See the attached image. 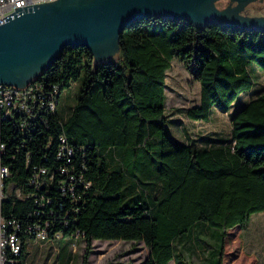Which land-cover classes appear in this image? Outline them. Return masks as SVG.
I'll list each match as a JSON object with an SVG mask.
<instances>
[{
	"label": "trees",
	"instance_id": "16d2710c",
	"mask_svg": "<svg viewBox=\"0 0 264 264\" xmlns=\"http://www.w3.org/2000/svg\"><path fill=\"white\" fill-rule=\"evenodd\" d=\"M175 59L201 84L200 104L187 116L210 121L213 108L234 109L231 138L182 142L168 133L166 87ZM256 68L264 71V32L173 17L131 24L117 58L97 62L85 47H66L37 77L55 92L57 108L0 117L2 162L11 172L1 213L17 221L21 240L8 264H27L34 231L46 223L54 242H143V264H192L183 241L200 222L223 230L211 259L222 264L234 233L264 212V93L241 102L255 87ZM74 84L76 103L65 118L61 94ZM40 169L46 173L34 184Z\"/></svg>",
	"mask_w": 264,
	"mask_h": 264
},
{
	"label": "water",
	"instance_id": "95a60500",
	"mask_svg": "<svg viewBox=\"0 0 264 264\" xmlns=\"http://www.w3.org/2000/svg\"><path fill=\"white\" fill-rule=\"evenodd\" d=\"M56 0L35 5L0 25V83L24 88L68 46L89 49L97 62L120 50V36L136 21L176 18L241 32H264V16L241 14L254 0Z\"/></svg>",
	"mask_w": 264,
	"mask_h": 264
},
{
	"label": "rangeland",
	"instance_id": "374dc122",
	"mask_svg": "<svg viewBox=\"0 0 264 264\" xmlns=\"http://www.w3.org/2000/svg\"><path fill=\"white\" fill-rule=\"evenodd\" d=\"M227 0H220L222 8ZM247 16H264V0L250 4L245 12ZM119 50L110 59L117 58ZM256 84L252 91L242 96L241 102L264 93V71L256 68ZM79 85L74 84L69 91L61 94L58 112L67 118L76 100ZM166 114L167 130L182 142L198 140L200 136L210 138H231V112L213 108L210 121H194L187 116L186 110L200 104L201 84L186 68L184 63L175 59L167 77ZM186 235L184 252L192 264H212L211 259L218 255L222 244L223 230L200 222ZM29 264H143L149 256V250L143 242L124 240H95L88 248L85 241L70 237L57 242H36L31 246ZM264 264V212L254 213L248 227L237 231L227 244L222 264ZM170 264H176L172 261Z\"/></svg>",
	"mask_w": 264,
	"mask_h": 264
},
{
	"label": "built area",
	"instance_id": "2783aa9c",
	"mask_svg": "<svg viewBox=\"0 0 264 264\" xmlns=\"http://www.w3.org/2000/svg\"><path fill=\"white\" fill-rule=\"evenodd\" d=\"M53 1L56 0H0V25L6 23L11 17L24 12L26 9ZM46 104L50 110H55L58 106L57 97L55 96V92L46 90L40 81L36 80L24 88L0 83V117L5 118L13 112H22L34 117L35 113L33 110L40 106L46 108ZM5 149V144L0 142V264H8L10 262L8 259L9 253L14 255L21 253V240L18 234L19 227L17 221L5 218L1 213L2 204L6 198L5 180L11 173L10 168L2 162ZM65 152L72 157L73 150L71 148L66 147ZM39 171V173L34 175L32 181L34 184H36V179L40 178L41 174L46 173L45 169H40ZM63 171L66 172L65 169ZM69 179L70 181H74L72 175H70ZM17 195L20 196L21 194L18 192ZM48 228V223H46L45 227H36L34 231L37 232L36 237L29 244L27 264H29L32 244L54 241L48 238ZM57 237L61 236L57 235Z\"/></svg>",
	"mask_w": 264,
	"mask_h": 264
},
{
	"label": "flooded vegetation",
	"instance_id": "af4514ba",
	"mask_svg": "<svg viewBox=\"0 0 264 264\" xmlns=\"http://www.w3.org/2000/svg\"><path fill=\"white\" fill-rule=\"evenodd\" d=\"M220 1V0H219ZM219 1H217V4H218V2ZM256 1H259V0H254V1H252V2H250V3H248L245 7H244V9L241 11V14H243V15H245L244 14V12H245V10H246V8L250 5V4H252V3H254V2H256ZM237 2H232L231 0H227V3L225 4V6L224 7H222L221 9H224V8H226V7H235V6H237ZM218 6V5H217Z\"/></svg>",
	"mask_w": 264,
	"mask_h": 264
},
{
	"label": "crops",
	"instance_id": "0c3cea01",
	"mask_svg": "<svg viewBox=\"0 0 264 264\" xmlns=\"http://www.w3.org/2000/svg\"><path fill=\"white\" fill-rule=\"evenodd\" d=\"M194 121H195V120H194ZM196 121H199V120H196ZM201 137H202V136H200V138H199V139H201Z\"/></svg>",
	"mask_w": 264,
	"mask_h": 264
}]
</instances>
